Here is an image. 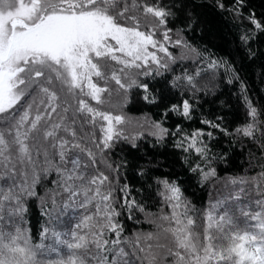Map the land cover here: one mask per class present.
Segmentation results:
<instances>
[{
  "label": "snow or ice",
  "instance_id": "snow-or-ice-1",
  "mask_svg": "<svg viewBox=\"0 0 264 264\" xmlns=\"http://www.w3.org/2000/svg\"><path fill=\"white\" fill-rule=\"evenodd\" d=\"M256 64L264 0H0V264H264Z\"/></svg>",
  "mask_w": 264,
  "mask_h": 264
},
{
  "label": "trees",
  "instance_id": "trees-1",
  "mask_svg": "<svg viewBox=\"0 0 264 264\" xmlns=\"http://www.w3.org/2000/svg\"><path fill=\"white\" fill-rule=\"evenodd\" d=\"M259 71H260V66L259 64H256L254 67H252L250 69V74H249V85L250 87H252L253 89V95L259 99V97L264 96V92H260L258 91V89L260 88V84L258 82V75H259ZM233 91H235V89H233ZM238 163H240L241 161L238 160ZM193 191H195V203H199L200 200H207L208 198V193L207 191H200L199 189H194ZM40 212L39 209L37 207L33 208V213H32V218L35 219L36 217H39ZM127 224L129 227H135L137 229H142V230H149V226L147 223L144 224H134L133 221H127Z\"/></svg>",
  "mask_w": 264,
  "mask_h": 264
}]
</instances>
